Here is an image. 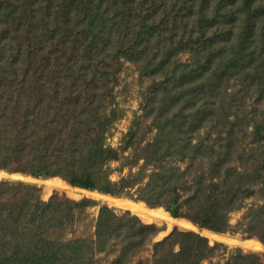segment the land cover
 <instances>
[{
  "label": "trees",
  "instance_id": "16d2710c",
  "mask_svg": "<svg viewBox=\"0 0 264 264\" xmlns=\"http://www.w3.org/2000/svg\"><path fill=\"white\" fill-rule=\"evenodd\" d=\"M123 62L157 81L145 108L156 121L150 159L208 164L197 183L186 171L161 167L134 195L129 175L110 177L109 162L120 155L106 142L109 106ZM230 81L239 90L227 99ZM243 94L264 100V0H0V169L135 196L151 208L178 206L188 188L184 216L200 228L228 231V214L247 194L234 182L252 171L231 167L230 150L239 145L230 140L242 131L231 108L243 109ZM211 116L224 135L220 150L195 140ZM93 207L91 237L48 235L66 231ZM247 213L249 233L264 241V210ZM157 231L91 198L56 193L44 200L35 185L0 182V264H97L99 253H115L112 264H132ZM219 245L176 230L154 243L150 264H202ZM225 264L264 262L239 250Z\"/></svg>",
  "mask_w": 264,
  "mask_h": 264
},
{
  "label": "rangeland",
  "instance_id": "374dc122",
  "mask_svg": "<svg viewBox=\"0 0 264 264\" xmlns=\"http://www.w3.org/2000/svg\"><path fill=\"white\" fill-rule=\"evenodd\" d=\"M180 58L183 61H187L190 56L187 54H182ZM156 83L157 81L155 79H149L147 77L141 76L137 72L135 66H133L131 63L123 62L117 74L112 90L113 95L111 96L109 106L111 126L106 134V142L109 146L115 148L119 152L120 157L118 159H112L109 162V166L111 168L110 177L113 180H119L122 177L129 175V182H131L132 186L131 188H129V192L134 193V195H136V191L139 185H142L144 181L148 180L149 175L154 169L169 167L176 170L186 171L188 172V181L189 183H191V185L195 184V182L197 183L200 177L202 178L207 174L206 171H208L209 169L208 164L190 160V158L188 157L176 156L164 159L157 163L153 162L150 159L151 147L149 144H151V142L154 140V136L156 133V121L147 116V114L145 113V108L148 103V93L156 85ZM235 84L236 83L233 81H230V83L228 84L229 89L225 94L227 99L231 98L234 92H238L239 86ZM238 96L245 99V105L243 109H239L238 107L233 106V103L231 105V107L233 106L231 110L234 112L238 111L237 113L241 116L239 125L242 128V131L235 132L230 140L233 143L237 142V144L239 145L232 147L230 150L233 158L231 167L239 171L240 173H245V171L249 170V168L252 171L251 173H246L248 176L242 178L240 184L237 185L234 182V185L236 187L240 185L242 187H245L247 189V194L244 197L243 207L236 208L228 214V220L232 225L231 229L221 233L228 234L240 239L256 240L264 245V241L262 239H260L256 235H252L249 233L250 228L247 224L249 217V213L247 212H250L251 210H264V192L261 190V186L264 183V100L262 102H259L257 98L256 100H254L255 95L253 97H248L244 94ZM226 102L228 105V101ZM220 110L221 108L218 109V111L220 112L218 113L219 118L221 115ZM214 123L215 121L212 122L211 116L204 122V127L195 134V140H205L211 144H214L217 150H220L221 141L224 135L216 130ZM225 168H227V166ZM253 169H257L256 172H254V176ZM0 170L6 171L10 174L21 173L17 171L10 172L5 169ZM21 174H23L24 176H31L36 179H27L24 178V176L22 178L4 176L0 178V182L11 181L35 185L40 188V194L42 199L44 200H48L52 195L56 193L75 200L91 198L96 200L100 204L109 205L117 212L123 213L129 211L132 215H136L130 210L113 206L107 201V199H105L104 197H100L94 193L82 194L80 197L74 198L69 196L64 191L54 190L49 195H45L43 185L40 180L46 178H38L24 173ZM214 174L220 176L218 172H214ZM229 176L232 177V179H235L234 176ZM187 189L188 188H186L185 190ZM185 190L182 191L181 204H179L178 206L176 204H173L171 208L165 205L159 207L168 211V213H170V215L175 218H182L191 221L200 230H192L175 225L171 227L169 231H167L166 226L154 222H145L141 217L136 215L143 223L154 224L158 228V231L157 234L153 237L152 243L149 245L145 244L143 248H141L139 254L135 257L132 264L152 263L153 260L151 259L154 252V243L171 237L173 235V232H175L176 230L183 232H195L208 238L202 233L201 230L203 228H200L192 219L184 216L186 215V213L183 211L182 203L183 199L188 193V191ZM115 197L137 201L135 199V196ZM179 207L182 209V214ZM97 216L98 207L90 208L85 212L80 213L79 220H77L76 223H74L71 227L69 226L66 231H52L48 235L56 238L91 237L94 233V225ZM163 232L167 233L165 235H162ZM208 240L211 245H214L216 243H219L220 245L216 248L215 255L213 257L204 259L202 264H225L229 260L231 261L236 253L239 252V250L245 253L258 254L262 259V262H264V247L256 250H246L238 245L226 243L222 240L211 241L209 238ZM179 248L180 247L178 244L174 246L175 250H178ZM115 256V253H99L97 255V264H112Z\"/></svg>",
  "mask_w": 264,
  "mask_h": 264
},
{
  "label": "bare ground",
  "instance_id": "6f19581e",
  "mask_svg": "<svg viewBox=\"0 0 264 264\" xmlns=\"http://www.w3.org/2000/svg\"><path fill=\"white\" fill-rule=\"evenodd\" d=\"M4 176H11V177H23L24 175L21 173H7L6 171L0 170V178ZM24 178L27 179H36L34 177L24 176ZM43 189L44 194L49 195L54 190H60L66 192L69 196L78 198L82 194H88V193H94L100 197H104L107 199V201L112 204L115 207L123 208L130 210L131 212L135 213L139 217H141L145 222L148 223H157L163 226H166V230L169 231V229L175 225L192 229V230H200L194 223H192L189 220H185L182 218H175L168 213V211L162 209V208H151L148 207L143 201H133L126 198H118L112 195H107L104 193H101L99 191H90L83 188H78L70 185L60 177H51L46 178L43 180H40ZM204 235H206L211 241L213 240H222L226 243L235 244L240 246L243 249L246 250H256L263 248L264 245L262 243H259L256 240L251 239H240L236 238L234 236L218 233L215 231H210L207 229L201 230ZM167 232H163L162 235H165Z\"/></svg>",
  "mask_w": 264,
  "mask_h": 264
}]
</instances>
